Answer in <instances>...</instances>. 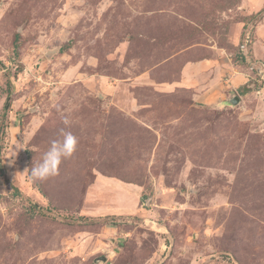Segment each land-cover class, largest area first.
Returning <instances> with one entry per match:
<instances>
[{"label":"rangeland","instance_id":"1","mask_svg":"<svg viewBox=\"0 0 264 264\" xmlns=\"http://www.w3.org/2000/svg\"><path fill=\"white\" fill-rule=\"evenodd\" d=\"M0 264H264V0H0Z\"/></svg>","mask_w":264,"mask_h":264},{"label":"clouds","instance_id":"2","mask_svg":"<svg viewBox=\"0 0 264 264\" xmlns=\"http://www.w3.org/2000/svg\"><path fill=\"white\" fill-rule=\"evenodd\" d=\"M63 123L67 127L70 122L65 118ZM60 135L62 139L53 140L41 161L29 169V179L33 182L45 181L57 175L62 161L70 158L76 151L78 138L65 129L60 130Z\"/></svg>","mask_w":264,"mask_h":264},{"label":"water","instance_id":"3","mask_svg":"<svg viewBox=\"0 0 264 264\" xmlns=\"http://www.w3.org/2000/svg\"><path fill=\"white\" fill-rule=\"evenodd\" d=\"M238 102V98L237 97H234L232 100H231V103L232 104H236Z\"/></svg>","mask_w":264,"mask_h":264},{"label":"trees","instance_id":"4","mask_svg":"<svg viewBox=\"0 0 264 264\" xmlns=\"http://www.w3.org/2000/svg\"><path fill=\"white\" fill-rule=\"evenodd\" d=\"M2 166V165H1Z\"/></svg>","mask_w":264,"mask_h":264}]
</instances>
